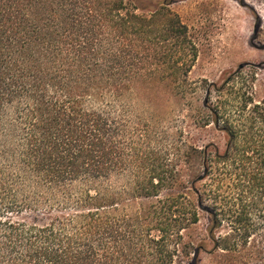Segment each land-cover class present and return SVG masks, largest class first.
I'll use <instances>...</instances> for the list:
<instances>
[{"label":"trees","instance_id":"16d2710c","mask_svg":"<svg viewBox=\"0 0 264 264\" xmlns=\"http://www.w3.org/2000/svg\"><path fill=\"white\" fill-rule=\"evenodd\" d=\"M141 1L0 0V264H198L200 212L213 251L264 250V77L205 88L172 134L134 121L143 90L196 93L187 28ZM209 126L222 145L183 141Z\"/></svg>","mask_w":264,"mask_h":264},{"label":"rangeland","instance_id":"374dc122","mask_svg":"<svg viewBox=\"0 0 264 264\" xmlns=\"http://www.w3.org/2000/svg\"><path fill=\"white\" fill-rule=\"evenodd\" d=\"M127 1L131 5L136 3V0ZM139 4L145 11L158 9L161 15L171 12L187 28V36L196 56L186 86H192L196 93L194 100L187 97L178 100L163 92L157 94L143 90L140 95L126 99L134 121L139 119L157 131L164 130L172 134L184 117H198L197 111H200L198 107L205 88L220 85L240 64L245 65L239 70L242 75L253 74L256 89L262 90L264 0H144ZM262 96L264 93L261 91L259 97ZM182 139L185 144L193 142L197 146L212 141L222 145L223 136L209 126L196 130L192 136L185 129ZM209 224V216L200 212L199 221L193 230L184 232L185 235L191 234L196 241L208 244L205 251L200 252L198 264H264V250L256 245L255 237L242 249L213 251L212 242L207 239L206 233ZM229 229L223 224L216 236H225ZM258 251L262 252L263 257H257L255 252ZM189 260L185 259L182 264H188Z\"/></svg>","mask_w":264,"mask_h":264},{"label":"water","instance_id":"95a60500","mask_svg":"<svg viewBox=\"0 0 264 264\" xmlns=\"http://www.w3.org/2000/svg\"><path fill=\"white\" fill-rule=\"evenodd\" d=\"M244 66H245L244 64H240V65H238V67H237V70H236V71H239V70H241V69H242Z\"/></svg>","mask_w":264,"mask_h":264}]
</instances>
